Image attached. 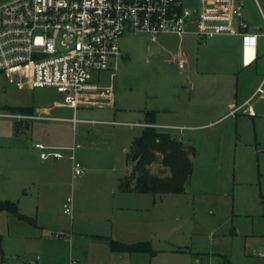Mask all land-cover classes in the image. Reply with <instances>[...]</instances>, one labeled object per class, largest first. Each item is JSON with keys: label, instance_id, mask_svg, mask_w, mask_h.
I'll use <instances>...</instances> for the list:
<instances>
[{"label": "rangeland", "instance_id": "1", "mask_svg": "<svg viewBox=\"0 0 264 264\" xmlns=\"http://www.w3.org/2000/svg\"><path fill=\"white\" fill-rule=\"evenodd\" d=\"M3 1L6 0H0V3ZM195 1L184 0L187 4ZM244 1V13L249 24L264 33V0ZM196 39L191 33H166L160 34L158 41H152L148 33L127 32L120 39L123 56L113 69L116 106L112 109L77 110L79 118L134 123L145 122V112L156 110L164 123L187 126L189 129L183 131L181 139L186 145L193 144L197 154L193 158V177L185 194H158L154 198L149 194L132 196L135 194L112 191L114 185H111V180H115V176L111 168L115 164L119 170L125 166V148L131 147L134 138L141 134L142 126L31 119L21 121L18 127L17 119L0 116V199L20 200V205L22 200L33 199V206L38 200L36 189L32 194L29 188L34 186L33 180L23 183L21 177L23 174L28 176L34 166L39 167V163L35 165L33 162L31 168L21 166L24 163L15 149L35 146L38 139L44 144L59 147L78 143L81 148L75 153L76 161L85 169L78 154L84 149L94 148L97 152L92 150L88 159L104 169L87 170L85 178L74 177L72 173L66 178L69 184L65 186L67 193L64 198H73L74 217L77 213H103V209L109 207L113 213H160L161 228L166 234L155 242L149 237L144 240L151 244L156 254L161 250L155 264H174L177 258L182 259L174 253L179 247L187 249V246L195 257H199L198 264H254L257 252L264 249V114L255 118L241 115L239 120L229 118L214 125L200 126L211 117L197 118L192 113L207 110L214 104L222 106L224 90L230 82L226 76L201 74L196 70L197 66L203 68L207 64L203 54L206 48L202 44L200 61L197 59ZM155 48L157 50H153ZM179 54L186 55L189 61L185 69L179 68L175 60ZM110 72H102L106 82L110 81ZM260 72L251 66L243 75L249 81H257ZM188 82L191 84L189 87L183 86ZM65 97L53 87L31 90L5 82L0 85V113L18 112L3 106L51 107L55 101H64ZM52 111V115L73 116V110L67 108H54ZM170 130L180 133L177 129ZM161 159L160 154L151 164V170L168 176L170 171L162 165ZM70 161L65 162L70 164ZM58 201L59 196L54 200L57 210ZM23 206L25 208V204ZM17 221L31 228L30 222L21 220L12 212H0V234L4 236L0 245L20 250L19 258L26 262L36 259L40 251L35 244L20 248L19 243H14L15 236H9L10 228L15 230ZM88 224L92 227L95 222L85 223L89 227ZM79 236L77 234L74 239L78 240ZM3 249L0 251V264H16L18 259L15 255L6 254ZM63 255L61 258L64 257L67 264L68 253ZM45 256L46 253H42V257ZM91 262L96 264V257Z\"/></svg>", "mask_w": 264, "mask_h": 264}, {"label": "built area", "instance_id": "2", "mask_svg": "<svg viewBox=\"0 0 264 264\" xmlns=\"http://www.w3.org/2000/svg\"><path fill=\"white\" fill-rule=\"evenodd\" d=\"M244 5V0H6L0 3V85L53 87L75 109L112 106L113 69L123 56L120 39L127 32L148 33L152 41L166 33H191L200 41L211 35L241 36L247 65L256 58L260 33L249 30ZM175 60L181 69L189 63L184 54ZM106 71H111L109 82L102 77ZM257 92L264 96V81ZM0 115L18 121L46 118L21 112ZM35 146L43 159H71L74 177L84 174L75 158L80 144ZM73 208L68 197L63 210L72 215ZM257 255L264 258V249Z\"/></svg>", "mask_w": 264, "mask_h": 264}, {"label": "crops", "instance_id": "3", "mask_svg": "<svg viewBox=\"0 0 264 264\" xmlns=\"http://www.w3.org/2000/svg\"><path fill=\"white\" fill-rule=\"evenodd\" d=\"M249 30L260 33V36L256 48V58L254 61L247 65L246 63L244 64V62L246 61V53L244 54L243 52L241 36L211 35L203 41L196 39V43L198 44L196 51L199 55L197 56V59L198 61H200V52L202 51L200 46L202 44L206 48V50H203V54L207 63L203 68L200 67V65L197 63V65L199 66H197L196 70L198 72H201V74L209 73L226 76V79L230 82L228 83V88L224 90L225 98L221 102L222 106L220 104H214L207 110L194 111L192 113V116L197 118L211 117L207 123L200 126L214 125V123L220 120L229 118H235L239 120L241 115H249L255 118L260 114H264V96L257 92L258 87L264 81V33L259 32L257 27H252L250 24ZM153 50L157 49L155 48ZM251 66H254L256 70H261L257 81H249L247 80L248 78L243 75V72ZM190 85L191 84L188 82L187 85L183 86L189 87ZM115 106L116 102L114 94V105L107 107L80 106L75 109L66 105L64 101L59 100L55 101V103L51 107L44 106L38 107L36 109L31 105L12 107H32V113H21L30 115H43L46 117L33 119H53L56 121L72 122L74 124L77 122H86L108 126L125 125L131 127L142 126L143 128L146 126H154L157 127L160 131H165L173 134L174 137L183 142L184 146L186 147V152L189 153L193 165V158L197 154L196 147L193 144L186 145L181 139L183 131L186 128H189L183 125L164 123L163 119L160 116H157L156 110L146 111V121L136 123L110 119L79 118L77 116V110L80 108L112 109ZM54 108L71 109L73 110V116L52 115V110ZM21 121L24 122L25 120ZM21 121H18L20 125ZM138 123H144L146 125H139ZM170 129L180 130V133L173 132ZM35 141L36 143H44L43 140L40 139ZM45 145L57 146L56 144L48 143H45ZM79 148H81V145ZM79 148L75 150V153ZM129 149L125 148L126 153L129 151ZM92 150H95L97 152L96 149L90 148L84 149V151H80V154H78L81 161L86 167L85 171H92L95 168L104 169V167H98V165L93 164L92 161L88 159L91 158V156L89 155ZM15 152L20 157L22 163H24L21 164V166H29L31 168L33 162L35 163V165L36 162L39 163V167L36 168L34 166L33 171L28 176H26V174H23L21 177V181H23V183L30 181V179L33 180L34 186L29 187L30 185H28L27 187L31 188L30 191L32 192V194L36 189V197L38 198V200L37 203L33 206V199L22 200L21 205L19 204L20 200L17 201L10 198L0 199H9L16 202L18 204L19 210H22H20L21 213L31 218V220L20 218L21 220L30 222L29 225H31V228L17 221V223L15 224L16 229L11 230L10 228L8 233L9 236H15L16 241H14V243H19L20 248L31 243L35 244L36 248L40 251V254L37 255L36 259L26 262L19 258L20 250H13L6 247H3V249L1 246V249L5 250L4 252L6 254L11 253V255H15V257L18 259L16 264H65L64 257L61 258V256H64L63 254L67 255V253V264H92L91 259L93 257H96L97 259L96 264H155V261L160 256L161 250H158V254L155 253L152 257H150L151 255L147 252L114 251L110 247L109 242L111 239H113L126 243H134L137 241H144L148 237L152 239L153 242H155L156 239L160 240L162 238V235L166 234L164 228H161L162 220L160 219V213H155L153 215L150 213H113L111 212V209L109 207V209H103V213H77V216L75 217L73 216V213L72 215H68L64 212V210H61V205L63 209V204L66 200L64 198V195L67 193L65 186L69 184L66 178L70 176L71 173L72 176H74L71 167L73 164L72 161H70V164L68 162H65L66 160L69 161L71 159H69L68 157H64L62 159H55L53 157L43 159L40 156L41 151L36 148V146H20L18 149H15ZM115 167L111 168L112 175L115 176V180H111V185H114V188L112 190L114 193L120 192L124 194H135L132 196H145L146 194H149L154 196V198L156 195H158L139 192L137 190H121L120 181L122 178L130 174L132 170V164L129 163L128 160H126V164L121 170H119V167ZM193 173L194 165L189 180L193 177ZM81 176V178H85L88 175L84 173ZM189 180L186 184V191L184 193L175 194H185L187 192V185L189 183ZM102 183H104L103 180ZM58 196L59 209L57 210L54 207V200ZM24 204L25 208L23 206ZM120 207L121 206H119L118 208ZM59 211H61V213ZM155 219H157L158 221L155 222ZM89 222H95V225L92 227L89 224V227L85 225V223ZM149 233H152L153 237L157 238H152ZM56 234H60V236L58 237L56 236ZM77 234L80 236L78 240H75L74 238L77 236ZM3 237L4 236L2 234L1 244L3 242ZM88 237L90 239H88ZM93 237H96V239H94ZM8 244L11 245L12 242L8 240ZM175 245L179 246V244ZM89 250H91V254ZM42 253H46L45 258L42 257ZM193 254L194 253L188 246L187 249L179 247L174 255L182 259L176 257L177 259L174 264H177V262L178 264H198L200 262V259L199 257H195ZM74 257H76V259ZM184 257H189L188 261ZM254 259V264H264L263 257H259L258 255H256Z\"/></svg>", "mask_w": 264, "mask_h": 264}, {"label": "trees", "instance_id": "4", "mask_svg": "<svg viewBox=\"0 0 264 264\" xmlns=\"http://www.w3.org/2000/svg\"><path fill=\"white\" fill-rule=\"evenodd\" d=\"M11 111L32 113V107L5 106ZM19 122L16 126L19 127ZM162 155V165L169 169L168 176L155 174L151 170V164ZM127 160L132 164L129 175L120 181V189L123 191L137 190L152 194L184 193L186 184L193 170L192 161L183 142L171 133L160 131L157 127L146 126L139 136L135 137L127 152ZM8 211L17 217L31 220L19 210L18 204L12 200H0V212ZM0 234V242H1ZM110 247L118 252H147L152 255L155 251L147 241L125 243L111 239ZM0 251L1 245H0Z\"/></svg>", "mask_w": 264, "mask_h": 264}]
</instances>
